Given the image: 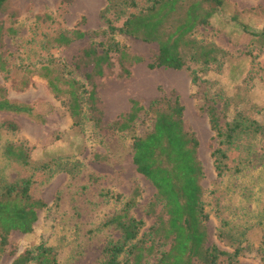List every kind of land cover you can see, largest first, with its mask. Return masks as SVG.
<instances>
[{
    "label": "rangeland",
    "instance_id": "374dc122",
    "mask_svg": "<svg viewBox=\"0 0 264 264\" xmlns=\"http://www.w3.org/2000/svg\"><path fill=\"white\" fill-rule=\"evenodd\" d=\"M139 2L143 5L145 0ZM106 4L107 0H10L8 10L0 14V23L15 29L4 33L0 41V51L10 68L8 73L0 71V85L7 88L10 99L29 103L33 109V114L0 112V122L14 119L20 125L16 132L0 129V175L10 180L32 176V195L47 203L39 209L32 232H12L0 264H12L15 256L41 241L56 248L58 264H98L107 241L119 236L118 229L107 221L137 186L141 196L134 214L144 221L143 230L147 229L155 221L149 205L157 190L136 169L131 135L152 128V99L175 95L185 106V128L199 139L197 155L204 167L201 184L210 214L211 241L232 251L230 238L240 234L243 250L236 264H264L262 142L258 137H245L239 147L229 149V169L219 176L212 154L218 142L207 112L209 104L220 109L227 102L221 111L223 122L231 119L237 108L264 119L263 112L255 111L264 109V40L255 34L264 27V0H224L211 22L195 30L194 36L223 49L220 62L201 71L205 80L198 83L192 81L191 70L201 68L199 63L190 62V68L183 69L150 68L157 44L116 34L132 54L143 57L129 75L121 74L117 64L96 80L105 123L128 112L133 98L144 106L134 127L125 131L101 129L89 117L74 124L66 96L55 95L41 73V65L49 57L55 71L65 63L68 75L85 80L86 68L73 69L72 62L83 47L106 40L108 34L90 33L68 46H56L51 40L67 29H104L102 11ZM25 81L29 85L22 88ZM7 140L27 143L29 165L4 156ZM161 208L157 205V212ZM225 221L228 223L223 224ZM220 230L225 234L222 238Z\"/></svg>",
    "mask_w": 264,
    "mask_h": 264
},
{
    "label": "trees",
    "instance_id": "16d2710c",
    "mask_svg": "<svg viewBox=\"0 0 264 264\" xmlns=\"http://www.w3.org/2000/svg\"><path fill=\"white\" fill-rule=\"evenodd\" d=\"M9 1L0 0V14L8 10ZM223 5L224 0H145L143 5L139 0H107L102 11L106 23L104 29L91 32L80 28L67 29L51 40L56 46H68L90 33L108 34L106 40L91 42L83 47L72 62L73 69L86 68L85 80L68 75L65 63H60L61 68L55 71L54 62L49 57L48 62L41 65L42 76L55 95L66 96L74 124H80L89 117L101 129H132L144 106L133 98L128 112L105 123L96 82L117 64L121 74L129 75L131 67L143 60L142 56L132 54L115 35L124 33L146 42H155L157 50L148 63L150 68L183 69L190 68V62L199 63L201 68L191 70L192 81L198 83L205 80L201 71H207L211 64L220 62L223 49L214 42L194 36V32L199 26L208 25ZM120 19H123L122 24L114 23ZM14 31V28L0 23V41L4 33ZM255 34L264 40V27ZM0 71H10L1 51ZM28 85L29 82L25 81L22 88ZM228 104L225 103L226 106ZM225 105L219 109L213 103L207 108L218 142L212 154L219 176L229 169L226 162L228 150L239 147L243 138L258 137L264 152V119L250 116L242 108H237L233 117L223 122L221 111ZM149 110L154 112L152 128L143 134L131 135V147L137 171L147 177L157 190L155 199L149 205L155 221L143 230L144 221L134 214L141 196L140 188L135 187L121 209L107 221L118 229L119 236L107 241L103 249L104 257L98 264L238 263L243 250L240 234H232L230 238L232 251L222 249L210 239V214L206 210L201 184L204 167L197 155L199 139L185 128V106L175 95L152 99ZM255 111L264 113L263 108H255ZM0 112L33 114V109L29 103L10 99L7 88L0 85ZM1 128L16 132L20 125L14 119H4L0 122ZM3 153L5 157L24 165L31 162L30 149L24 141L7 140L3 144ZM33 182L32 176L10 180L0 175V261L12 232H32L39 209L47 206L43 199L32 195ZM160 204L162 208L157 212L156 206ZM224 235L220 230L219 238ZM58 261L56 248L41 241L15 256L12 264H58Z\"/></svg>",
    "mask_w": 264,
    "mask_h": 264
}]
</instances>
